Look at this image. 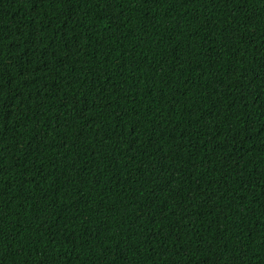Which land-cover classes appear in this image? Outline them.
Instances as JSON below:
<instances>
[{
    "label": "trees",
    "instance_id": "trees-1",
    "mask_svg": "<svg viewBox=\"0 0 264 264\" xmlns=\"http://www.w3.org/2000/svg\"><path fill=\"white\" fill-rule=\"evenodd\" d=\"M0 264H264V0H0Z\"/></svg>",
    "mask_w": 264,
    "mask_h": 264
}]
</instances>
